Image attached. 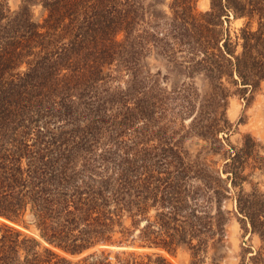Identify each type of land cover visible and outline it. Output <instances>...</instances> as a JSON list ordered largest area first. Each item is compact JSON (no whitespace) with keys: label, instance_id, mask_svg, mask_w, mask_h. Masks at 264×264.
I'll use <instances>...</instances> for the list:
<instances>
[{"label":"trees","instance_id":"trees-1","mask_svg":"<svg viewBox=\"0 0 264 264\" xmlns=\"http://www.w3.org/2000/svg\"><path fill=\"white\" fill-rule=\"evenodd\" d=\"M199 1L0 0V264H222L234 220L264 264L263 147L227 114L264 82V0ZM109 246L151 252H56Z\"/></svg>","mask_w":264,"mask_h":264},{"label":"rangeland","instance_id":"rangeland-1","mask_svg":"<svg viewBox=\"0 0 264 264\" xmlns=\"http://www.w3.org/2000/svg\"><path fill=\"white\" fill-rule=\"evenodd\" d=\"M151 2L153 0H147ZM168 3L169 0H159V9L168 12ZM20 4V0H9L10 7L15 10L17 9L18 5ZM198 7L201 11H205L209 8V2L207 0H200ZM39 9L36 10V13ZM243 21L238 20H231L230 22V31L233 35V32L238 31V29L242 26ZM147 64L151 66L153 71L158 69L159 62H157V58L154 56L148 58ZM173 82L180 81L179 77H173ZM196 83L200 89H204L203 82L197 78ZM228 118L230 122L233 124L232 132L230 133L229 139L230 142L234 145H239L241 142L242 136L245 132H249L252 137L257 139L262 147H263V155H264V82L261 85V91L256 92L253 97L247 101L241 98L238 95H234L229 100V108H228ZM242 120L243 123L239 124V121ZM202 142H198L196 140H188L184 144V149L194 153L202 146ZM258 181L262 186V190L264 191V171L258 176ZM28 223V222H27ZM30 224V223H28ZM22 232L30 235H35L36 230L35 227L29 226L28 230L21 229ZM241 231L239 224L234 220L232 224L228 227V236L225 242V247L220 248L218 253L221 252L224 254L225 258L222 264H238L239 261L236 258V254L239 252V246L241 243ZM248 237L244 239L247 240ZM255 247H258L260 243L255 240L254 241ZM105 251L106 253L110 254L112 260H114L115 255L118 252L122 251H136V252H151L149 249L144 248H134V247H118V246H109V247H100L85 252L84 254L78 256H69L60 251H56L60 256L69 259L70 261H78L94 251ZM214 253H210L213 255ZM164 258L170 264H188L189 262V255L185 251H178L177 254L171 256L167 253H163ZM210 259H208V262Z\"/></svg>","mask_w":264,"mask_h":264},{"label":"water","instance_id":"water-1","mask_svg":"<svg viewBox=\"0 0 264 264\" xmlns=\"http://www.w3.org/2000/svg\"><path fill=\"white\" fill-rule=\"evenodd\" d=\"M25 220H26V222L32 224L34 222V216L32 214H27L25 216Z\"/></svg>","mask_w":264,"mask_h":264}]
</instances>
